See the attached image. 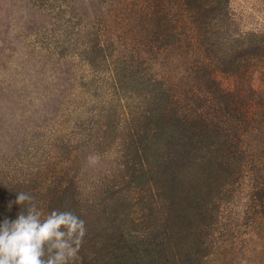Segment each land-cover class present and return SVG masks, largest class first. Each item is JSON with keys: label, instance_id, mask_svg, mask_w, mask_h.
Instances as JSON below:
<instances>
[{"label": "trees", "instance_id": "trees-1", "mask_svg": "<svg viewBox=\"0 0 264 264\" xmlns=\"http://www.w3.org/2000/svg\"><path fill=\"white\" fill-rule=\"evenodd\" d=\"M27 3L37 57L21 71L51 108L0 136L16 165L36 157L0 169V222L26 211L8 208L20 192L42 218L73 212L87 229L76 264H237L244 226L262 240L249 264H264V29L239 27L230 0ZM107 151L121 169L86 190L81 156ZM243 184L252 213L225 224Z\"/></svg>", "mask_w": 264, "mask_h": 264}, {"label": "rangeland", "instance_id": "rangeland-1", "mask_svg": "<svg viewBox=\"0 0 264 264\" xmlns=\"http://www.w3.org/2000/svg\"><path fill=\"white\" fill-rule=\"evenodd\" d=\"M230 8L236 16L239 27L243 30L264 29V3L262 0H230ZM30 12L27 0H0V120L4 121V125L0 126V136L7 139H9V133L19 131L16 129V125H13L16 123L14 120L20 121V119H26L30 116L35 121L41 122L43 120L42 115L51 108L48 104L49 98L42 95V89L39 87V83L36 82L39 77L35 71L30 74L21 71L22 62H27L25 68H28L37 57L36 55L29 56V50L32 47L29 45V40L33 36L39 18L36 14L32 15ZM29 18L32 20L33 25L29 22ZM23 102L27 104H23ZM50 112L47 114L53 116ZM6 123H11V127H7ZM42 151L44 150H35L30 155H37L40 160L43 155ZM24 154L22 153V156ZM15 155L17 154L12 148H1L0 169L10 171L18 176L23 173V170H32L31 165L36 162V157L32 160L27 157L30 162L29 166L19 163V165H16ZM119 161L120 158L115 151H107L100 156H90V154L81 156L78 168L80 184L87 190L92 186H96L97 178L102 179V181L112 179L114 177L113 173L117 174L119 172L117 170L121 169ZM39 167H37L38 170H41ZM13 168L22 170L13 171ZM33 172H35V169ZM86 190L85 192H87ZM247 191V186L243 184L242 196L234 197L233 194L232 203L225 213L228 217L226 222L224 221L225 224H233V221H237L236 219L240 218L241 220L244 214L249 213L250 215L252 213L251 207H248ZM125 194H128L132 201L135 200L137 195L139 196L138 189L135 187L132 190L130 186ZM138 222L139 220L136 218L135 223ZM131 226L132 224L130 228ZM137 227V224H135L134 228ZM244 228L242 226L239 228L240 232L235 233V235L238 233V240L243 239L244 241L242 242L243 245L240 243L237 246V256L233 260L239 261L237 264H249V260H262L260 233L255 230L247 235L244 233L246 232ZM251 236H253L252 240H250ZM254 247L255 251H251V248Z\"/></svg>", "mask_w": 264, "mask_h": 264}, {"label": "clouds", "instance_id": "clouds-1", "mask_svg": "<svg viewBox=\"0 0 264 264\" xmlns=\"http://www.w3.org/2000/svg\"><path fill=\"white\" fill-rule=\"evenodd\" d=\"M30 194L17 193L12 204L25 205L15 220L0 222V264H76L87 229L71 211L53 210L46 217Z\"/></svg>", "mask_w": 264, "mask_h": 264}]
</instances>
